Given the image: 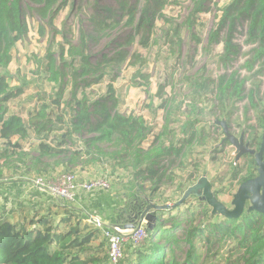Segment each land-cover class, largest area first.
<instances>
[{"label": "rangeland", "instance_id": "obj_1", "mask_svg": "<svg viewBox=\"0 0 264 264\" xmlns=\"http://www.w3.org/2000/svg\"><path fill=\"white\" fill-rule=\"evenodd\" d=\"M95 1L73 0V8L80 4L83 9L88 7L91 10L88 3L93 4ZM117 1L98 0V6L116 10ZM229 1L211 0L207 12L198 14L190 29L185 21L191 19V0H166L157 11L152 21L153 26L144 40L141 32L125 27L123 22L113 31H94L85 13L74 15L71 2L51 22H41L38 18L27 15V35L12 50V60L5 70L10 85L23 89V93L9 104V114L19 115L26 123L30 111L38 109L42 104L49 105L48 111L52 112L54 129L46 143L52 141V145H55V136L64 135L69 126L71 113L64 107V102L69 100L73 88L68 70L61 67L59 51L61 48L65 51L70 46H78L80 40L84 39L86 54L91 57L92 62L101 56L110 58L121 52L126 55L119 68L109 66L107 75L99 83L84 90L86 96L90 100L102 97L107 92L108 84H111L117 110L124 116L143 118L150 129L142 147L147 149L157 138L158 144L165 147L181 146L182 155L178 158L172 156L170 160L173 162L170 165L165 161L160 163L166 167L167 172L156 190L153 181L141 176L134 177V171L130 167L131 160L124 156L120 148L108 143L91 148L83 143L90 136L77 135L75 145L67 144L65 149L70 152L78 151L79 156L73 157L69 152L56 158H43L38 154V144L42 137L34 136L29 128V136L19 141L20 149L7 147L0 140L2 220L16 223L24 215L30 219L36 212L35 219L48 214L53 225L58 224L66 213L64 208L57 206L59 198L41 190L36 191L34 181L37 177L54 179L61 174L70 173L78 182L105 180L109 188L102 190L103 197L109 195L113 198L118 213L131 208L129 202L133 193L140 190L136 192V202L141 207L150 204L160 207L157 209L159 213L151 212L148 221H145L146 233L156 224L167 229L174 222L171 217L181 220V227L174 232L181 242V249L167 247L164 257L166 264L173 261L186 264L187 246L182 242L187 228L193 226L201 227L206 232L195 241L198 255L195 264H242L245 249L239 244V236L220 238L210 245L205 242L209 225L219 222L223 216L212 213L213 208L207 203L203 191L199 195L191 193L186 196L191 187L204 181L210 186L213 199L225 210L232 211L233 197L240 186V179L246 175L247 157L237 159L235 148L224 143L222 125L227 126L231 135H242L248 142L249 135H252L250 127L257 125V113L249 107L245 98L228 105L221 115L215 101V85L221 75L229 76L238 72L241 79L248 78L245 82V94L253 88L250 74L241 68L249 59L250 47L244 44L247 23L242 21L237 27L233 43L239 46V54L227 68L217 58L221 54L222 45L208 44L209 33L215 28L220 14L219 9ZM40 26L43 28V35L40 33ZM174 28L178 31V38L173 39L171 44ZM128 39L132 42L127 45ZM145 40L146 46L143 44ZM48 53L54 55L56 66L58 69L62 68L64 79L56 82L48 80L49 74L45 71V57ZM66 61H69L68 58ZM137 71L148 77L149 86L134 85L143 83L139 77L134 76ZM207 79L206 89L200 92L197 84ZM256 80L259 81L257 96L261 105L264 103V75L256 76ZM59 93H62V100L59 107H56L51 104V99H55V95ZM57 117L61 122L56 120ZM195 119L198 122L192 128L196 129L197 137L201 135L203 140L199 143L193 141L189 146L185 143L189 136L187 123ZM253 134L259 136L262 131L256 129ZM16 139L12 138V144ZM252 148L257 150L255 145ZM252 159L254 160L253 157ZM99 194L81 193L79 198L82 199L77 198L70 206L83 208L82 201H93ZM110 214L116 215L107 209L100 218L108 222ZM127 215L125 213L126 218ZM62 228L65 227L61 226ZM96 240V244L102 241L100 233Z\"/></svg>", "mask_w": 264, "mask_h": 264}, {"label": "trees", "instance_id": "obj_2", "mask_svg": "<svg viewBox=\"0 0 264 264\" xmlns=\"http://www.w3.org/2000/svg\"><path fill=\"white\" fill-rule=\"evenodd\" d=\"M72 1L0 0V140L7 147L20 149L19 141H23L29 136L30 128L34 136L42 137L40 139L42 141L38 144L39 156L56 158L70 152L65 147L68 146L67 144L75 145V136H90L83 141L86 146L96 148L98 144L108 143L115 148H120L124 152V156L131 160L130 167L134 171V177L141 176L153 181L154 184H152L157 190V185L165 178L167 172L166 167L160 163L165 161L169 165L172 164L173 161L170 160L172 156L178 158L182 155L181 146L165 147L163 144H158V139L155 138L152 144L144 149L142 146L149 136L150 129L146 126L143 118L124 116L117 110V102L111 84H108L106 94L97 99L90 100L84 93L86 88L99 83L107 75L109 66L119 68L125 60L126 55L123 52L110 58L101 56L92 62L91 57L86 54L84 39L80 40L78 46H70L65 51L63 48L60 49L61 67L68 70L67 73L73 88L70 91L69 100L64 102V107L68 108L71 113L69 126L64 135L55 136L53 139L56 140L53 141L56 143L55 145H52V141L46 143L49 134L54 129L52 112L48 111L49 105L42 104L38 109L30 111L26 123L19 115L8 113L9 104L23 93V89L10 85L5 70L12 60V50L27 35V15H32L31 17H36L41 22H51L71 2L74 15L79 16L82 12L85 13L94 31L99 33L113 31L123 22L125 27L134 29L137 33L141 32L144 40L153 26L152 21L157 11L166 2V0H134L132 2L118 0L117 9L112 10L98 6V0H96L93 4L88 3V6L91 7L90 10L88 7L83 9L80 4L73 8ZM191 2V19L185 21L190 29L194 25L196 16L207 12L211 0H191ZM219 12L215 28L209 33L208 44L209 46L222 45L221 54L217 58L218 62L227 68L239 54V46L233 43L237 27L240 22H246L244 44L250 47L249 59L241 68L250 74L249 79H252L253 88L245 94V82L248 78L241 79L238 72H233L229 76L221 75L215 85L216 105L222 115L228 105L247 99L249 107L257 113V125L250 127L252 135H249V142L250 146L255 145L259 151L264 137V103L261 105L259 103L260 98L257 96L259 81L256 80V76L264 75V0H230L227 5L219 9ZM161 18L163 17L161 16ZM163 20L166 21L165 18ZM172 31L171 44H173V39L178 38V31L175 28ZM40 33L43 35L42 26H40ZM131 42L132 40L128 39L126 44ZM143 44L146 46L147 40ZM53 57L52 53H48L45 57V71L49 74L50 82L64 79L62 68H57L56 60ZM134 76L143 81V83H135L136 87L149 86L146 75L137 71ZM207 83L208 79L200 82L196 87L202 92L206 89ZM55 96V99H51V104L59 107L62 93ZM56 120L61 122L58 117ZM197 122L198 120L195 119L187 123L189 136L185 143L189 146L193 144V141L199 143L203 140L201 135L197 137L196 129L192 128ZM256 129L261 130L262 135L253 134ZM14 137L17 139L12 144L11 140ZM70 153L73 157L79 156L78 151ZM245 156L248 161L246 175L240 179L239 185L254 177V160L251 156ZM136 192H140V190L134 191L133 198L129 202L131 208L123 209L122 213L116 212L117 206L113 202V198L109 195L103 197L102 190L92 193H100L93 201L88 203L82 201L84 207L79 209L70 206L72 202L59 198L60 203L57 202V206L64 208L66 213L55 225L48 214L40 215L35 219L36 212L30 219L24 215L16 223L2 220L0 216V264H108L106 242L102 239L101 242L95 243L99 231L90 228L89 224L85 223L87 215L93 214L100 218L109 209L116 215L110 214L107 217L108 222L122 230L125 225L134 223L133 218L138 217L146 208L136 202ZM81 193L83 192L78 193L77 198ZM151 212L159 213L157 210ZM125 213H128L127 218ZM171 218L174 219V222L165 230L159 224L152 226L139 246L125 245L126 253H123V258L125 259L126 256V259H123L124 263L166 264L164 257L167 247L181 249L179 246L181 242L177 240L174 232L181 227L182 223L176 217ZM123 220L124 222H121ZM239 220H241L240 223ZM190 222H192L191 219ZM61 226L66 229H61ZM209 227L210 229L204 237L208 245L220 238L239 236V244L245 249L242 264H264V215L248 212L238 218L222 217L219 222L212 223ZM205 233L201 227L187 228L182 242L184 246H187L186 264H195L198 257L195 241L203 237ZM123 260L118 264H124ZM171 264H178V262L173 261Z\"/></svg>", "mask_w": 264, "mask_h": 264}, {"label": "built area", "instance_id": "obj_3", "mask_svg": "<svg viewBox=\"0 0 264 264\" xmlns=\"http://www.w3.org/2000/svg\"><path fill=\"white\" fill-rule=\"evenodd\" d=\"M34 188L47 192L52 197L75 202L79 192L92 194L108 189L109 185L102 179L78 182L73 174L65 173L54 179L37 177L34 181ZM86 221L93 229L99 231L100 236L106 242L108 264H118L123 258L124 246L127 244L139 246L147 235L144 227L145 221H139V218L134 222L132 230H121L93 214L87 215Z\"/></svg>", "mask_w": 264, "mask_h": 264}, {"label": "water", "instance_id": "obj_4", "mask_svg": "<svg viewBox=\"0 0 264 264\" xmlns=\"http://www.w3.org/2000/svg\"><path fill=\"white\" fill-rule=\"evenodd\" d=\"M222 124V123H221ZM223 134L225 135V141H228L231 144L237 153V159H239L244 154L249 156H253L255 166L257 167V176L253 179H249L240 184L236 194L233 197V210L227 211L225 210L219 203H217L211 193L209 191V185L203 183L201 181L199 185L191 187L186 196L194 193L195 195H199L200 191H203L205 194V198L207 199V203L212 206V213H218L225 218H238L245 207L246 201H249L250 206L247 209V212L256 211L258 213L264 214V161H263V153H264V137L262 138V142L258 152H255L253 149H250L248 145H244V138L241 136L239 139H236L227 131V126L222 125ZM264 135V133H263ZM160 207H156L152 204L146 206L145 209L140 213L137 217H134V222L137 218L139 221L144 220L148 221L149 215L151 211L157 210ZM134 228V223L125 225V230H132Z\"/></svg>", "mask_w": 264, "mask_h": 264}, {"label": "flooded vegetation", "instance_id": "obj_5", "mask_svg": "<svg viewBox=\"0 0 264 264\" xmlns=\"http://www.w3.org/2000/svg\"><path fill=\"white\" fill-rule=\"evenodd\" d=\"M222 136H224V139H225V135L223 134ZM233 136V135H232ZM242 135H240L239 137H235L236 139H239L240 137H241ZM244 138V145H248V147L250 148V149H253L251 146H250V142L248 141V142H246L245 141V137H243ZM224 143H229L228 141H225L224 140ZM231 145V144H230ZM232 146V145H231ZM235 152H236V150H235ZM255 152H258V150H256ZM245 155H247V154H244L243 156H245ZM249 156V155H248ZM251 157H253V156H251ZM254 165H255V163H254ZM257 176V167L256 166H254V177L253 178H255ZM252 178V179H253ZM250 206V204H249V201H246V203H245V207H244V210H243V212H242V214L241 215H244V214H246V213H248L247 212V209H248V207ZM250 212H253V213H256V214H259V215H264V214H261V213H258V212H256V211H250Z\"/></svg>", "mask_w": 264, "mask_h": 264}]
</instances>
